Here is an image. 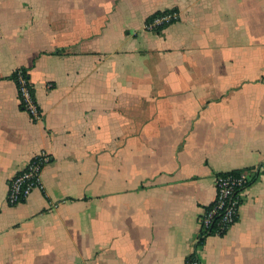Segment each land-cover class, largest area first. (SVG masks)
I'll use <instances>...</instances> for the list:
<instances>
[{
	"label": "crops",
	"instance_id": "0c3cea01",
	"mask_svg": "<svg viewBox=\"0 0 264 264\" xmlns=\"http://www.w3.org/2000/svg\"><path fill=\"white\" fill-rule=\"evenodd\" d=\"M163 11L178 20L148 31ZM42 153L43 189L9 205ZM240 170L238 221L200 239L217 175ZM192 257L264 264V0H0V264Z\"/></svg>",
	"mask_w": 264,
	"mask_h": 264
},
{
	"label": "built area",
	"instance_id": "2783aa9c",
	"mask_svg": "<svg viewBox=\"0 0 264 264\" xmlns=\"http://www.w3.org/2000/svg\"><path fill=\"white\" fill-rule=\"evenodd\" d=\"M178 13L164 12L147 21L146 29L156 32L159 28L167 27L178 20ZM15 80L22 110L33 120L41 118L40 106L37 102L33 85L27 73L23 70L16 72ZM51 162L48 154L42 153L27 164L9 183L7 203L15 206L23 203L36 189H43L42 171ZM255 174L250 170L221 173L215 179L216 196L214 201L205 208L199 220V237L204 239L210 235L223 236L238 221L239 210L245 191L251 186ZM193 264H199L194 260Z\"/></svg>",
	"mask_w": 264,
	"mask_h": 264
},
{
	"label": "trees",
	"instance_id": "16d2710c",
	"mask_svg": "<svg viewBox=\"0 0 264 264\" xmlns=\"http://www.w3.org/2000/svg\"><path fill=\"white\" fill-rule=\"evenodd\" d=\"M164 12H167V11H163V12H157L155 14H153L149 19L148 21H151L155 16H160L162 15ZM166 27H163V28H159L155 33H161V31L163 29H165ZM25 72V71H24ZM26 73V72H25ZM13 78L16 80L17 79V74H14ZM194 260H196L195 257H192L188 260L187 264H193Z\"/></svg>",
	"mask_w": 264,
	"mask_h": 264
}]
</instances>
